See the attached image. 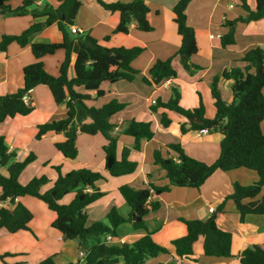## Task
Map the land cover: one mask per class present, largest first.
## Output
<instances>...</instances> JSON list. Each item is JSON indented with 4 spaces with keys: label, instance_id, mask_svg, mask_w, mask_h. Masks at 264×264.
Instances as JSON below:
<instances>
[{
    "label": "trees",
    "instance_id": "1",
    "mask_svg": "<svg viewBox=\"0 0 264 264\" xmlns=\"http://www.w3.org/2000/svg\"><path fill=\"white\" fill-rule=\"evenodd\" d=\"M230 1L243 8L248 15L225 21L223 26L229 31L220 38V44L224 48L236 44L235 30L238 23L248 24L264 19V0H257L255 10L250 8L248 0ZM97 2L104 10L119 14L120 20L115 33L129 34L132 24L142 32L154 31L148 20L150 8L145 1ZM191 2L192 0H178L172 9L177 32L182 38L177 55L188 71L200 69L191 62L192 56L198 53L195 29L187 22L186 10ZM81 6L82 0H60L57 7L47 2L38 5L34 0H23L20 6L12 7L9 0H0V16L29 15L34 19L45 18L44 22L33 23L20 35H4L0 41V54L6 53L13 42L22 47L27 46L32 35L54 24L62 33L63 42L32 44V53L38 60L54 55L59 50H64L66 54L58 76L48 73L43 61L24 68V86L14 93L0 95V124L18 115H30L34 106L31 102L26 103L25 98L37 86L46 85L55 103L66 107L67 117L39 125L36 139L40 140L49 132L64 134L65 140L56 143L55 147L65 158L74 160L79 154L77 138L80 133L91 136L101 134L107 140L103 150L105 168L110 176H130L139 168V163L130 158L131 152L140 151L144 140L151 141L155 137L154 121L132 119L118 126L112 122V118L122 112L127 104L112 100L97 108L88 106L87 102L105 95L102 88L104 83L133 82L140 71L133 68L132 63L146 48H110L90 34L73 33L71 27L75 25ZM108 39L106 37L105 40ZM76 46L75 76L70 77L71 56ZM173 62L174 57L156 61L149 71L150 78L143 77V82L159 86L166 80L175 79L177 73ZM239 62L242 66L226 70L213 79L211 91L216 109L214 118L206 116L203 100L193 109L181 106V94L175 87L171 88L168 102L157 99L151 106L152 113L160 112V126L166 130L174 124L171 116L174 114L183 119L179 123L182 136L205 129L209 134L220 133L221 152L214 163L207 164L187 155L181 143L168 145V156H164L161 149H156L153 163L166 171L169 183L164 186L142 184L140 188L131 184L119 187L117 195L131 208L128 217L122 216L115 204L107 214L106 221L90 220L88 208L108 196L98 186L107 181L100 171L81 168L63 174L61 167L57 166L58 177L46 192H41L42 187L52 183L46 176L35 177L28 184L22 185L19 178L36 161L37 155L31 151L22 161L19 160L17 152L10 151L4 135H0V169L7 170L6 174L0 172V202L3 204L0 207V232L4 230L16 234L22 230H30L33 214L16 200L33 196L56 213L57 218L52 227L60 231L65 240L76 241L79 249L86 251L85 259L76 264H147L160 255L170 253L154 239L160 226L151 228L147 220L150 214L161 209L159 196L170 192L173 187L200 189L217 171L245 168L256 172L259 179L250 185L233 182V192L225 197L207 220L179 219L185 224L186 233L171 240L176 255L182 260L198 261L194 245L200 238H203V252L206 256L235 257L232 253V234L218 226L220 217L225 213L226 202L232 200L235 203L242 222L249 215L264 216V47L249 49ZM221 80L230 82L233 96L231 103L224 99ZM121 136L132 137L134 145L132 149L124 147L119 155L118 143ZM171 152L176 155H171ZM70 194H74V199L68 204L62 203ZM124 224H130L136 231H146L145 236L132 243L109 244L107 238L118 237V229ZM10 255L6 253L1 258ZM236 256L241 264H264V243L249 246ZM39 264L56 263L54 257H49Z\"/></svg>",
    "mask_w": 264,
    "mask_h": 264
},
{
    "label": "crops",
    "instance_id": "2",
    "mask_svg": "<svg viewBox=\"0 0 264 264\" xmlns=\"http://www.w3.org/2000/svg\"><path fill=\"white\" fill-rule=\"evenodd\" d=\"M34 1L38 5L47 2L55 7L60 4V0ZM103 1L107 3H129L134 0ZM143 1L150 8L148 20L154 27L152 32L139 31L136 25L132 24L129 34L115 33L120 20L119 14L104 10L97 0H82V6L74 25L75 28L90 34L110 48L135 46L146 48L132 63L133 68L140 71L133 82L104 83L102 88L105 90V95L87 102L88 106L99 108L116 98L124 101L123 103L127 104V107L112 118V122L118 126L132 119L154 121L155 137L151 141L144 140L140 151L132 150L131 152L130 158L139 163L138 171L135 174L119 178L110 176L105 168L103 150L107 140L101 134L91 136L80 133L77 138V146L79 149V143H83V151L81 154L79 151L78 157L74 160L65 158L55 147L56 143L65 140L64 134L49 132L40 140L36 139L39 125L67 117L66 107L64 105L58 106L55 103L52 93L46 85L37 86L25 98L26 103L31 102L34 106V111L30 115H18L0 124V135H4L10 151L17 152L19 160L22 161L31 151L37 155L36 161L30 164L20 176L19 181L22 185L29 183L31 176L28 172L35 168L39 162L46 166V170L53 172L54 169L57 177L58 171L55 168L57 166L61 167L63 174L81 168L100 171L104 174L107 181L98 184V186L102 192H107L108 196L88 208L91 221H106L107 214L115 204L119 213L128 217L131 208L117 195V190L122 185L131 184L140 188L142 184L155 183L164 186L169 183L166 171L153 163V153L156 149H161L163 155L168 156V145L181 143L186 154L195 159L198 157L187 149L188 145L207 148L211 151L210 141L204 143L202 140L207 139L210 134L190 132L182 136L179 131V123L183 122V119L174 114H171L174 119L171 128L169 130L162 128L160 126V112L152 113L150 110L153 101L161 99L163 102H168L171 98V88L175 87L181 94V106L186 109H193L203 100L206 116L214 118L216 109L211 91L213 79L221 76L226 70L242 66L239 60L249 49L258 46L264 47V19L248 24L238 23L235 30L236 44L224 48L220 44V38L229 31L227 27L223 26L225 21L247 17L248 13L230 0H192L186 14L188 25L194 28L196 32L198 53L192 56L191 62L200 69L188 71L177 55L182 38L177 32L172 9L178 0ZM22 3L23 0H9L12 7H18ZM248 3L252 10L256 9L257 0H248ZM44 21L45 18L34 19L29 15L23 17L0 16V41L4 35H20L33 23ZM106 37L109 39L105 40ZM62 42L63 35L58 26L54 24L32 35L29 44L25 47L20 46L17 42L10 44L7 52L0 54V95L14 93L22 88L24 86V68L38 61L44 62L48 73L58 76L61 64L65 60V51L59 50L54 55H47L38 60L32 53L31 45ZM170 57H174L173 67L177 73L175 79L166 80L159 86L148 85L143 82V77L150 78L149 71L156 61L166 60ZM76 59L77 46L71 56L70 77L75 76ZM220 87L223 90L224 99L231 103L233 96L230 90V82L221 80ZM155 96L157 97L155 98ZM263 124L264 121L262 130ZM218 134L220 133H216V136ZM212 137L215 135L213 134ZM216 139L219 141L220 138L216 137ZM133 145L134 139L132 137L121 136L118 143V154H121L124 147L132 149ZM218 146L217 150L213 149L214 158H212V162L200 161L207 164L214 163L220 156V142ZM206 154L208 153L206 152ZM171 155L175 156L176 154L171 152ZM207 157L209 159L210 156L207 155ZM0 172L6 174L7 170L1 168ZM49 179L52 180V183L49 184L53 185L56 179L54 180L52 177ZM258 179L256 172L245 168L228 172L217 171L200 189L173 187L170 192L159 196L161 209L155 214H150L147 220L151 228L160 226V230L154 235V239L158 244L167 248L170 253L160 255L147 264H169L171 262L174 264H241L236 255L249 246L264 243V216L249 215L242 222L232 200L226 202L225 213L220 217L218 226L232 234V253L235 257L215 258L206 256L203 252V238H200L197 241L200 245L197 248V242L194 245L195 257L198 261L182 260L176 255L171 240L182 237L186 233V226L179 219L207 220L225 197L233 192V182H240L241 184L245 182L248 184L243 185H250ZM52 185L42 187L41 192H46ZM1 193L2 190L0 189V195ZM73 199L74 194L67 195L62 203L68 204ZM16 202L25 205L32 212L33 219L29 224L30 230H22L16 234H10L4 230L0 232V264H39L49 257H54L56 264H76L82 261L79 256L78 243L65 240L63 234L52 227L57 215L43 201L33 196H24L18 198ZM2 206L3 204L0 202V207ZM231 226L232 228H230ZM145 234L146 231L144 230L136 231L130 224H124L118 229V237L107 238V240L109 244L120 245L126 242H135ZM6 253L11 255L2 259L1 256Z\"/></svg>",
    "mask_w": 264,
    "mask_h": 264
},
{
    "label": "rangeland",
    "instance_id": "3",
    "mask_svg": "<svg viewBox=\"0 0 264 264\" xmlns=\"http://www.w3.org/2000/svg\"><path fill=\"white\" fill-rule=\"evenodd\" d=\"M157 96H155V98H156ZM117 99V98H116ZM115 99V100H116ZM116 101H118L119 103H123L124 101H121V100H119V99H117ZM263 130H264V124H263ZM213 135V134H212ZM212 135L210 134L209 135V137L207 138V139H202L203 140V142L204 143H206L207 141H210V148H211V151H209V149H207V148H198L197 146H191V144L190 145H188V150H190L191 152H192V154H194L195 156H197L196 158L197 159H199V160H206L207 162H212V158H214V151H213V149H215V150H217L218 149V144H219V142H220V140L222 139V136L220 135V134H218V136H216V134H214L215 135V137H212ZM89 137V136H88ZM216 137H219L220 139H219V141L216 139ZM128 139H131V138H128ZM123 140L121 139V142H122ZM125 141V140H124ZM203 142H198V143H203ZM218 143V144H217ZM121 144V143H120ZM47 146H48V143H47ZM49 147V146H48ZM79 151H80V154L82 153V151H83V143H79ZM206 152L208 153V154H206ZM207 155H209L210 157H209V159H208V157H207ZM39 159V158H38ZM40 160H41V158H40ZM209 160V161H208ZM211 160V161H210ZM212 164V163H211ZM236 170V169H235ZM54 172V173H53ZM53 172L52 171H50V170H46V166H43L42 165V163L41 162H39V164L37 165V166H35V168H33L32 170H30L28 173H29V176H31V177H29V179L30 180H32L33 178H35V177H42V176H46V177H52V179H56V177H57V175H56V173H55V170L53 169ZM243 182V181H242ZM240 183V182H239ZM241 184V183H240ZM242 184H248V183H242ZM50 185H52V184H48L47 186H50ZM46 186V187H47ZM219 187H221V186H219ZM50 188V187H49ZM45 190V189H44ZM264 191V190H263ZM119 197V196H118ZM120 198V197H119ZM230 228H232V226L230 227ZM201 241V240H200ZM199 241V242H200ZM200 245V243H198L197 242V244H196V248L198 247Z\"/></svg>",
    "mask_w": 264,
    "mask_h": 264
},
{
    "label": "built area",
    "instance_id": "4",
    "mask_svg": "<svg viewBox=\"0 0 264 264\" xmlns=\"http://www.w3.org/2000/svg\"><path fill=\"white\" fill-rule=\"evenodd\" d=\"M71 31H72L73 33H83L82 30L77 29V28H75L74 26L71 27ZM154 103H155V101H153V104H154ZM200 133H201V134H208V130H207V129L202 130V131H200ZM211 211H213V209H211ZM109 239H111V238L109 237ZM86 255H87V254H86V251H84V250H80V252H79V256H80V258H81L82 261L85 259Z\"/></svg>",
    "mask_w": 264,
    "mask_h": 264
}]
</instances>
